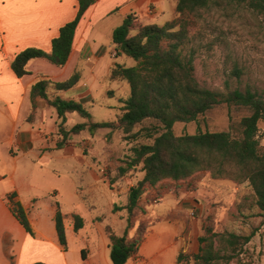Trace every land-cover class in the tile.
Wrapping results in <instances>:
<instances>
[{
	"label": "trees",
	"instance_id": "trees-1",
	"mask_svg": "<svg viewBox=\"0 0 264 264\" xmlns=\"http://www.w3.org/2000/svg\"><path fill=\"white\" fill-rule=\"evenodd\" d=\"M78 1L76 17L61 27L59 35L52 41L51 51L27 47L16 55L12 68L18 77L28 74L29 63L37 58L59 67L67 63L77 26L87 9L98 0ZM242 7L264 17V0H177L178 16L164 25H144L136 23L134 15L128 16L115 28L112 37L117 56L126 55L135 61L132 66L117 63L111 69V80H124L130 87L129 95L122 101L115 120L92 121L91 112L82 102L49 94L51 89L60 91L73 88L80 80L79 72L61 82L41 74L31 87L33 109L37 106L38 98L45 99L56 108L60 119L57 124V148L69 145L71 135L85 130L94 135L100 128H121L128 137L136 138L143 134L153 141L133 146V154L124 161L125 165L119 166L117 175L109 178L112 186L139 165L144 172V176L130 187L127 203L123 207L115 205L113 208L114 211L124 208L128 213L125 233L119 234L111 222L105 223L114 264H126L135 256L148 229L160 220L154 219L141 204L145 192L158 186L168 191L161 196L162 192L158 189V193L153 195L160 203L169 192L180 195L184 189L192 190V180L202 172H208L212 179L248 182L254 193V206L260 210L257 214L262 220L258 227L246 234L218 230L215 218L210 214L203 215V233L199 237L198 252L181 251L178 264H230L239 260L264 225V146L258 137L259 124L264 123V94L250 87H228L225 90L208 87L199 81L195 68L198 52L203 46L201 40L206 24L210 25L215 15L230 14V10ZM223 102L250 110V114L240 121V136H234L230 131L175 134L173 127L176 122L197 120L200 115ZM70 113H77L87 120L68 129L66 123ZM146 119L155 120L156 124L133 132L135 126ZM170 181L187 183V188L175 189L174 192L166 187ZM15 196V193L9 196L13 212L25 229L33 234L27 212ZM140 212L144 213V223H141L142 218H138ZM73 218L77 231L85 221L80 214H74ZM96 219L104 221L102 215ZM55 221L60 242L66 248V228L59 202ZM128 228L135 229L132 236Z\"/></svg>",
	"mask_w": 264,
	"mask_h": 264
},
{
	"label": "crops",
	"instance_id": "crops-1",
	"mask_svg": "<svg viewBox=\"0 0 264 264\" xmlns=\"http://www.w3.org/2000/svg\"><path fill=\"white\" fill-rule=\"evenodd\" d=\"M78 8V0H0V264H114L104 224L94 220L96 216L91 213L83 212L84 197L79 186L83 185L85 194L95 199L96 207L106 206L111 210L115 203L113 192L102 189L105 183L99 170L82 147L76 144L56 147L51 139L60 122L56 108L38 98L33 109L30 90L41 74L61 82L79 72L80 80L73 88L51 89L49 94L82 102L90 112L95 105L115 108L111 102L96 98L97 93L111 97L120 94L122 103L130 92L126 81L110 79L111 69L117 63L134 65L130 59H124L126 55L117 56L112 38L115 28L130 15H134L136 23L164 25L178 16L177 0H98L82 16L64 66L37 58L29 63V73L18 77L12 68L16 55L27 47L51 51L53 39L63 25L76 17ZM54 158L72 159L71 168L81 181L77 184L73 180L74 190L70 191L73 203L62 210L66 248L60 242L55 221L57 202L63 209L55 197L62 193L58 188H45L38 181L39 177H60ZM204 192L206 190L198 189L200 195ZM13 193L27 212L33 234L13 212L9 200ZM160 203L168 204L159 210L150 206L147 209L153 217L163 218L148 229L139 252L126 264H178L181 251L198 252L192 232L188 234L191 242L186 243L183 223L177 217L182 208L187 203H195L194 200L185 194L168 193ZM202 204L203 201H199V205ZM74 214H80L85 221L77 231ZM112 224L119 234L127 230L126 220Z\"/></svg>",
	"mask_w": 264,
	"mask_h": 264
},
{
	"label": "rangeland",
	"instance_id": "rangeland-1",
	"mask_svg": "<svg viewBox=\"0 0 264 264\" xmlns=\"http://www.w3.org/2000/svg\"><path fill=\"white\" fill-rule=\"evenodd\" d=\"M202 36L203 46L198 52L195 68L197 77L203 85L220 90H225L228 87L231 89L250 87L264 94V17L262 15L244 7L232 9L230 14L215 15L211 19L210 25L206 24ZM124 59H130L135 64L133 58L125 56ZM96 98L106 103L111 102L116 107L106 108L97 105L91 107V120H115L122 105L119 101L120 94L111 97L97 93ZM249 114L250 110L246 107L229 105L223 102L216 104L205 114L200 115L197 120L176 122L173 129L177 135L193 134L198 131H230L232 135L238 137L241 135L240 121ZM86 120L76 113L73 117L69 118L68 116L66 125L70 129L76 123ZM153 124H156L155 120L146 119L137 124L133 132H138L143 127ZM51 136L56 144L57 139H59L57 129ZM258 137L261 145L264 146L263 122L259 124ZM152 142L143 134L138 135L136 138L128 137V134L121 128H100L94 132V135L85 130L80 134L71 135L70 138V144L82 147L87 158L95 163L102 182L105 183L102 185V189H105L108 193H110L109 190L113 192L115 201L113 208L115 205L123 207L127 203L130 187L144 176V172L141 170V165H139L119 178L112 186L109 178L117 175L119 166L125 165L124 161H127L133 154V146ZM72 161V159L54 158L53 163L59 165L57 169L61 173L60 177L38 178V181L45 188L60 189L62 196L55 197V201L59 200L61 202L63 205L62 210H67L68 206L73 203V197L70 194V191L74 190L72 189L73 180L77 184L81 182L79 175L71 168L70 163ZM192 184V190H183V188H187V183L183 182L170 181L166 184V187L172 188L174 192L175 189L183 190L185 197L191 198L195 202L187 203L177 215L183 223L184 228L182 231L183 236L187 238V244L191 242L188 239V234L192 232L191 237L200 246L199 237L203 233V215H212L215 218L218 230L248 234L260 225L262 217L257 214L260 210L254 206V193L248 182L237 183L228 179H212L208 172H202L192 180ZM197 188L206 190L205 194L200 195ZM208 188L211 189L208 190ZM158 189L162 192L161 196L168 192L161 186L149 188L141 200V204L146 210L149 206L158 210L167 206L168 203L158 204L157 199L153 196L158 193ZM79 190L84 197L82 200L84 204L83 212L87 211L96 218L102 215L104 221L100 222L104 224V227L107 221L117 223L124 220L127 221L128 227L126 209L119 208L114 211L113 208L111 210L106 206L100 207L98 205L96 207L95 199L90 198L91 195L85 194L83 185L79 186ZM176 195L179 196V194ZM149 199H151L150 203H148ZM199 201H203L204 204L199 205ZM201 211L203 215L200 214ZM143 216V212H140L139 217L137 216L139 219L142 218L141 223L145 222ZM169 216L173 218V215ZM153 218L161 219L163 217L156 215ZM134 228H128L130 234L135 233ZM230 264H264V225L261 226L256 236L247 245L246 250L239 256V260H234Z\"/></svg>",
	"mask_w": 264,
	"mask_h": 264
},
{
	"label": "built area",
	"instance_id": "built-area-1",
	"mask_svg": "<svg viewBox=\"0 0 264 264\" xmlns=\"http://www.w3.org/2000/svg\"><path fill=\"white\" fill-rule=\"evenodd\" d=\"M149 12L151 13V12H153L152 10H149Z\"/></svg>",
	"mask_w": 264,
	"mask_h": 264
}]
</instances>
